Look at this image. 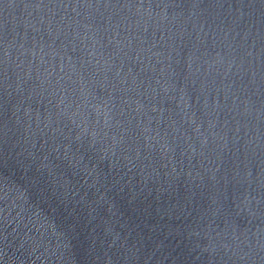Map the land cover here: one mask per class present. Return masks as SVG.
<instances>
[{
    "label": "water",
    "instance_id": "obj_1",
    "mask_svg": "<svg viewBox=\"0 0 264 264\" xmlns=\"http://www.w3.org/2000/svg\"><path fill=\"white\" fill-rule=\"evenodd\" d=\"M0 264H264V0H0Z\"/></svg>",
    "mask_w": 264,
    "mask_h": 264
}]
</instances>
